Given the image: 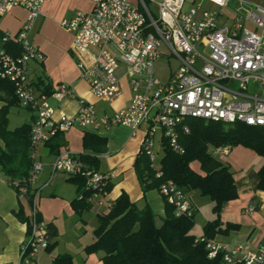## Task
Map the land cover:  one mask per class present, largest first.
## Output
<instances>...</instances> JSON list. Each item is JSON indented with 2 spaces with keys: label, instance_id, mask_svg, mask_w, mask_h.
Wrapping results in <instances>:
<instances>
[{
  "label": "built area",
  "instance_id": "obj_1",
  "mask_svg": "<svg viewBox=\"0 0 264 264\" xmlns=\"http://www.w3.org/2000/svg\"><path fill=\"white\" fill-rule=\"evenodd\" d=\"M49 0H0V18L13 7L27 12L26 21L16 33L0 37V77L14 84L21 107L33 111L30 123L31 166L27 176L14 179L21 198H27V235L19 249V264H32L47 249L51 236L39 218L41 188L34 186L43 162L39 148L57 132L73 127L100 132L114 125L132 130L144 127L139 152L145 153L161 176L159 160L164 147L184 151L180 131L188 132L187 118L224 123L241 122L264 126V3L247 0H88L91 11H76L64 17L60 26L73 34L70 48L81 78L90 92L105 102L120 93L118 70L128 75L131 97L127 105L113 113H99L93 103L79 100L74 115H55L49 98L60 102L75 97L74 91L58 83L50 94L38 90L29 78V63L44 57L29 32ZM155 10V13L152 10ZM14 43L19 52L3 46ZM172 59L174 64L170 66ZM160 61L166 62L162 68ZM161 149V153L159 152ZM230 147H213L212 153L227 155ZM52 171L68 177L81 174L89 200L112 208L106 199L109 174L88 168L79 153L59 151ZM47 184V183H46ZM158 192L173 206L176 217H192L194 206L187 194L172 180L162 183ZM254 205L248 207L254 210ZM209 258L221 256L223 264H264V237L256 250L239 244L218 242L205 236Z\"/></svg>",
  "mask_w": 264,
  "mask_h": 264
},
{
  "label": "crops",
  "instance_id": "obj_2",
  "mask_svg": "<svg viewBox=\"0 0 264 264\" xmlns=\"http://www.w3.org/2000/svg\"><path fill=\"white\" fill-rule=\"evenodd\" d=\"M92 7V3L88 0L46 1L29 32L31 40L44 55L41 61L29 63V78L33 83L42 79L43 83L40 87L45 84L51 90L58 83H64L70 86L75 94V97H67L60 102L49 98L55 107L56 116L61 113L65 115L77 113L80 99L93 103L99 113H113L127 105L131 97L128 75L125 74L124 67L118 70L121 93L111 102L95 97L90 92L88 82L79 75L75 58L70 51L74 36L60 26V21L64 17L72 16L76 11H91ZM26 17L27 12L24 8L13 7L0 18V32L16 33L26 21ZM16 105L21 107L19 104ZM21 108L28 112L27 122L25 120L23 123H31L34 117L33 111ZM84 131L91 130L73 127L63 133L66 143L59 150L82 152ZM144 131V127L132 130L125 125H114L95 132L107 140L106 150L97 154L98 170L111 177L106 199L115 200L122 192H125L130 201L135 202L137 206L142 207L148 204L163 218L164 199L157 189L142 191L134 168ZM54 157L55 155L47 152L44 145L39 148L38 158L42 160L43 168L34 186L41 188L39 218L45 224L53 222L57 227V234L51 236L50 240V244L53 242L55 244L49 249L40 251L32 264H51L54 256L64 253L73 257L72 264H104L101 258L102 251L85 253L83 250L84 246L94 238L83 242L79 238L77 229L71 233L66 231L67 235L64 236V231L60 228L61 221L65 222V218L70 219L77 214L71 201L78 196L79 191L77 185L70 182L69 177L64 173L52 171L51 163ZM218 158L231 167L238 191L236 199L224 202L222 205L221 227L224 228L225 223H233L237 227L225 233H217L212 239L232 245L241 243L246 250H256L264 237V191L257 188L258 169L264 163V157L249 147L236 145L230 148L227 155H219ZM191 167L203 173L197 160L191 163ZM186 194L194 206V225L191 232L196 237H200L203 235L205 223L214 218L213 203L211 201L210 211L204 213L198 208L204 196L197 190ZM250 205L255 206L253 211L248 210ZM18 212H22V217L27 219L30 213L28 199L18 196L13 181L0 169V264H19V249L27 235V220L20 219Z\"/></svg>",
  "mask_w": 264,
  "mask_h": 264
},
{
  "label": "trees",
  "instance_id": "obj_3",
  "mask_svg": "<svg viewBox=\"0 0 264 264\" xmlns=\"http://www.w3.org/2000/svg\"><path fill=\"white\" fill-rule=\"evenodd\" d=\"M3 33L0 32V37ZM3 46L19 52V47L11 42ZM42 79L34 82L37 89L46 94L51 93ZM0 169L10 179H22L27 176L31 166L30 158V123H23L13 129L8 128L9 107L19 104L14 84L0 77ZM184 123L189 126L188 132L180 131L179 142L184 151L175 153L169 146L159 160L162 174L156 177L149 157L139 152L134 168L141 184L142 191L159 189L167 180H172L185 193L197 190L212 201L214 218L204 225L203 236L212 239L217 233H225L236 228L233 223H225L221 227V209L224 202L234 200L238 196L235 179L231 167L216 157L211 149L222 145L230 148L243 145L253 149L264 157V126H249L241 122L224 123L221 121H205L200 118H187ZM66 142L62 132H57L44 143L49 154L57 155ZM107 140L95 132L84 131L82 137L83 151L80 159L88 168L98 170V153L106 150ZM197 160L203 173L195 171L191 163ZM257 188L264 191V163L258 169ZM68 180L77 185L78 196L71 201L75 212L81 213L90 208L91 191L84 188L85 178L81 174L69 177ZM111 178L105 185L110 189ZM165 215L162 223L157 225L152 208L145 204L137 206L122 192L114 201L107 213L97 215V225L93 231L94 239L84 246L85 253L102 251L104 264H223L218 255L209 258L204 243L195 242L196 236L191 232L194 225L192 217L173 214V206L164 203ZM23 220L22 212H18ZM27 219H25L26 221ZM50 236L57 234L53 222L46 224ZM55 242L47 248H51ZM70 254L54 256L51 264H72Z\"/></svg>",
  "mask_w": 264,
  "mask_h": 264
},
{
  "label": "rangeland",
  "instance_id": "obj_4",
  "mask_svg": "<svg viewBox=\"0 0 264 264\" xmlns=\"http://www.w3.org/2000/svg\"><path fill=\"white\" fill-rule=\"evenodd\" d=\"M250 2L254 3H264V0H247ZM155 13V10H152ZM175 61L170 59L169 64L172 66ZM32 64V63H31ZM160 64H162V68H166V62L160 61ZM2 103H0L1 105ZM8 126L10 128H14L18 125H21L23 122H27V117H28V112L17 106V105H12L9 107V112H8ZM159 152L161 153V149H159ZM215 155V154H214ZM218 157L217 155H215ZM160 154L155 157L154 163H157V161L160 159ZM189 195V194H188ZM190 197V195H189ZM201 201V206L199 208V211H203L204 213H208L211 208V200L209 199L208 196H204ZM109 211V207L106 205H102L98 202V200H92L90 208L87 210H84L81 213H77L73 217L65 218V222L60 223V228L62 231H64V236L67 232H73L74 230H78V234H80V239L84 242L90 241L93 237V231L97 225V215L98 214H103L107 213ZM155 214V222L157 225H160L162 223V218L157 214L156 210H153ZM67 235V234H66ZM63 236V237H64ZM93 241V240H92Z\"/></svg>",
  "mask_w": 264,
  "mask_h": 264
}]
</instances>
